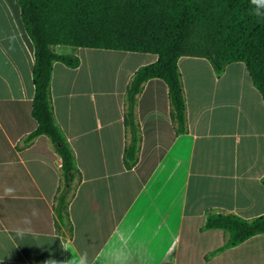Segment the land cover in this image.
Listing matches in <instances>:
<instances>
[{
	"label": "crops",
	"instance_id": "crops-1",
	"mask_svg": "<svg viewBox=\"0 0 264 264\" xmlns=\"http://www.w3.org/2000/svg\"><path fill=\"white\" fill-rule=\"evenodd\" d=\"M81 50L77 68L54 63L49 86L82 177L61 224L60 157L45 136L23 144L37 126L33 45L18 0H0V264H264V234L211 256L228 234L203 229L208 212L247 221L264 214V103L245 65L231 63L217 77L204 58L178 59L183 134L166 84L144 83L134 108L136 162L127 169L125 94L134 73L157 57ZM96 56L111 68L107 84L91 69Z\"/></svg>",
	"mask_w": 264,
	"mask_h": 264
},
{
	"label": "trees",
	"instance_id": "trees-1",
	"mask_svg": "<svg viewBox=\"0 0 264 264\" xmlns=\"http://www.w3.org/2000/svg\"><path fill=\"white\" fill-rule=\"evenodd\" d=\"M20 19L34 49L31 116L37 126L23 144L45 136L60 157L61 184L55 197L57 220L66 224L69 199L81 182L74 152L57 126L49 86L54 63L77 68L79 58L59 54L55 47H74L155 55L157 60L140 67L125 94L124 125L128 143L125 168L136 162L139 128L135 102L144 83L162 80L168 89L172 120L177 134L186 133V105L180 57L206 59L215 75L241 62L264 103V0H18ZM264 183V176L261 179ZM204 230L228 234L226 243L210 253L264 234V214L252 221L234 214L208 212Z\"/></svg>",
	"mask_w": 264,
	"mask_h": 264
},
{
	"label": "rangeland",
	"instance_id": "rangeland-1",
	"mask_svg": "<svg viewBox=\"0 0 264 264\" xmlns=\"http://www.w3.org/2000/svg\"><path fill=\"white\" fill-rule=\"evenodd\" d=\"M60 51L59 53H68V55H75L77 52L81 53L83 52L81 49H77V48H67V47H59ZM107 51V50H106ZM93 52V51H92ZM98 52V51H95ZM107 52H112V54L114 53L113 51H107ZM97 58L94 60V63H91L92 66V70L93 72H96L98 75H100V78H103L102 80L107 84V77L109 76V72L111 70V68H109V64H107V60H104L103 57H99L96 56Z\"/></svg>",
	"mask_w": 264,
	"mask_h": 264
},
{
	"label": "clouds",
	"instance_id": "clouds-1",
	"mask_svg": "<svg viewBox=\"0 0 264 264\" xmlns=\"http://www.w3.org/2000/svg\"><path fill=\"white\" fill-rule=\"evenodd\" d=\"M7 191H8V192H11L12 189H8ZM52 264H56V261L53 260V261H52ZM68 264H76V261H75V260H69V261H68ZM80 264H84V262L81 261ZM117 264H119V262H117Z\"/></svg>",
	"mask_w": 264,
	"mask_h": 264
}]
</instances>
